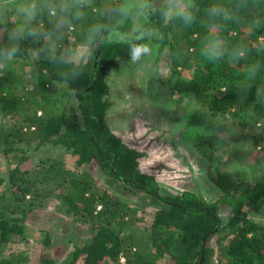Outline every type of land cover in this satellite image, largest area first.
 I'll return each instance as SVG.
<instances>
[{"label":"trees","instance_id":"1","mask_svg":"<svg viewBox=\"0 0 264 264\" xmlns=\"http://www.w3.org/2000/svg\"><path fill=\"white\" fill-rule=\"evenodd\" d=\"M196 3L199 12L190 27L179 21L164 22L161 5L150 9L142 29L147 35L143 39L137 36L134 42H146L150 30H159V54L168 48L172 75L180 74L179 67L192 66L194 70L189 80L172 76L174 80L170 82H174L177 92L195 94L199 103L214 114L229 109L237 123L246 125L250 120L249 123L264 125V0H258L255 7L253 0H247V7L239 9L238 0ZM215 4L234 10V21L209 18L207 9ZM125 5L124 0L109 6L96 0L84 9L83 18L69 19L68 25L58 31L55 17L44 11L37 23L43 31L53 33L55 47H48L42 38L24 39L7 69L0 70V154L15 164L9 173V185L0 195V247L24 230L34 201L27 208L21 203L22 198L28 194L40 196L32 188L34 182L25 176L30 170L21 168L33 157L29 145H35L36 150L49 145L70 152L80 167L96 162L106 175V184L117 192L146 193L160 205L150 230L142 232L135 225L131 204L98 184L90 171L72 176L62 161L52 162L41 181L61 186L65 208L87 226L89 236L74 247L68 264H155L151 251L157 257L166 256V264H264V225L250 218V212L264 210V176L255 183L237 182L221 168L209 171L221 192L220 202L231 209V216L223 225L218 203H209L191 191L163 194L157 179L140 168L143 153L110 128L107 115L111 101L105 72L111 66L131 62L132 37L128 32L132 19ZM15 25L11 20L0 21V49L9 45L8 33ZM96 26L101 30L91 31ZM70 27L78 33L79 40L83 33L95 44L85 63L72 60L58 41ZM216 36L224 39L229 50L237 45L247 48L246 55L237 60L226 54L216 62H208L201 49ZM100 46L102 50L94 65ZM37 47L43 49L39 58L30 59L29 52ZM27 66L37 68L35 87H29ZM54 82H66L68 88L56 89ZM7 119L13 120L9 129ZM262 137L256 135V142ZM198 145L204 154H212L209 142L200 141ZM214 236L219 245L218 257L210 244ZM0 264L25 263L17 256L4 257L0 251ZM33 264L57 263L42 252Z\"/></svg>","mask_w":264,"mask_h":264},{"label":"rangeland","instance_id":"2","mask_svg":"<svg viewBox=\"0 0 264 264\" xmlns=\"http://www.w3.org/2000/svg\"><path fill=\"white\" fill-rule=\"evenodd\" d=\"M94 1L96 0H91ZM99 1L104 6L121 3V0ZM142 2L143 0H124L125 9L130 11L131 5L139 6ZM162 3L163 0H152L151 9ZM130 13L132 27L128 35L140 36L145 18L135 11ZM8 20L20 23L18 18L11 15ZM149 32L151 36L143 43L151 48L150 55L137 63L111 66L105 72L110 91L108 98L111 101L107 122L129 146L143 153L140 168L157 179L163 194L191 191L209 203H218L219 215L224 225L231 216V209L226 203L220 202L221 192L208 173L221 168L237 182L255 183L261 180L264 176V127L258 131L257 125L262 124L249 123L250 120L246 125L237 123L229 109L214 114L199 103L195 94L177 92L170 79L181 77L189 80L194 70L192 66L179 67L180 74L173 76L171 63L167 58L168 48L164 54H159L160 31L152 29ZM80 35L82 40L78 39V33L70 27V30L60 34L58 41L62 42L63 50L72 60L85 63L92 55L95 44L91 37L83 33ZM261 40L264 41L263 38ZM47 45L55 47L56 40L52 39ZM84 45L87 46L86 49L82 48ZM36 49L39 47L32 48L29 52L30 59H35ZM26 77L29 87H35L37 68L27 66ZM52 86L67 89L68 83L54 82ZM6 121V129H9L13 120ZM259 134L263 137L257 143L255 137ZM200 141L211 144L212 154H204L200 150ZM20 144L25 145V141ZM29 153L33 155L32 159L24 162L21 168L30 170L25 176L34 182L32 188L40 196L28 194L22 198L24 207L29 208L30 201H34V207L29 212L22 234L0 247L4 257L17 256L25 264H33L42 252H46L57 264H68L74 247L89 238L87 226L65 208L61 186L41 181L46 167L57 160L71 170L72 176L90 171L97 177L98 184L131 204L136 217L135 225L140 231L146 233L150 230L156 209L160 206L152 196L134 192L135 190L117 192L106 184V175L96 162L80 167L70 152L59 148L47 145L36 150L32 144L29 145ZM14 167L15 164H11L7 157L0 154V180H4L0 184V195L8 187L9 173ZM250 218L264 225V210L250 212ZM216 238L214 236L210 244L215 247L218 257L219 245ZM47 240L50 241L48 244ZM155 256L151 251V257L156 259L155 264H166V256Z\"/></svg>","mask_w":264,"mask_h":264},{"label":"clouds","instance_id":"3","mask_svg":"<svg viewBox=\"0 0 264 264\" xmlns=\"http://www.w3.org/2000/svg\"><path fill=\"white\" fill-rule=\"evenodd\" d=\"M91 0H41L38 4L36 0H0V21L7 22L9 16H14L20 20L10 29L8 33L9 45L0 49V70H5L19 52V42L31 37L33 40L43 39L46 44L53 38L52 32L43 31L38 23V17L47 11L49 16L55 17V30H60L68 25L69 19H81L84 17V9L90 6ZM152 0H143L137 5H131L130 11H135L141 16L147 17L152 8ZM253 7L258 6V0H253ZM247 7V0H238L236 8ZM199 7L196 0H163L161 5L160 17L164 22L179 21L185 27L192 26L196 19ZM128 14V13H125ZM207 16L214 21L229 22L234 21L235 11L219 4L210 6L207 9ZM259 26V21H257ZM223 27V23L219 24ZM100 26L94 27L91 31L99 32ZM106 30V29H105ZM147 35L146 30H141L139 39ZM137 37L129 38L130 60L137 63L143 57L150 55L151 48L145 43H135ZM82 48H87L86 45ZM43 49L34 50V58H39V52ZM247 53V48L237 45L232 50L225 46L224 39L216 36L207 40L201 49V55L208 62H216L226 54L234 59L242 58ZM54 59V57H53ZM264 125H257L259 131Z\"/></svg>","mask_w":264,"mask_h":264},{"label":"water","instance_id":"4","mask_svg":"<svg viewBox=\"0 0 264 264\" xmlns=\"http://www.w3.org/2000/svg\"><path fill=\"white\" fill-rule=\"evenodd\" d=\"M101 50H102V47L100 46L99 47V50H98V52H97V54H96V56H95V59H94V65L97 63V61H98V58H99V56H100V53H101Z\"/></svg>","mask_w":264,"mask_h":264}]
</instances>
